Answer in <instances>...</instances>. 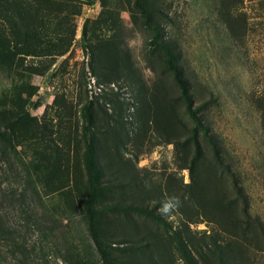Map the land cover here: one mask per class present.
Here are the masks:
<instances>
[{
  "label": "rangeland",
  "instance_id": "obj_1",
  "mask_svg": "<svg viewBox=\"0 0 264 264\" xmlns=\"http://www.w3.org/2000/svg\"><path fill=\"white\" fill-rule=\"evenodd\" d=\"M25 1L40 44H0V264H188L180 242L264 264V0ZM90 139L101 247L73 181Z\"/></svg>",
  "mask_w": 264,
  "mask_h": 264
},
{
  "label": "trees",
  "instance_id": "obj_2",
  "mask_svg": "<svg viewBox=\"0 0 264 264\" xmlns=\"http://www.w3.org/2000/svg\"><path fill=\"white\" fill-rule=\"evenodd\" d=\"M25 0H0V21L6 24L10 30L9 37L2 38L0 37V44H11L7 45V47L4 49L3 55L6 60H11L13 54L15 51H28L27 49L33 47L30 44L31 37L34 38V41L36 40L39 44L40 42L34 37L30 36L27 33V30L24 28L25 26V16H20L19 9H25L22 5H25ZM17 9H15L14 7ZM12 9V11H9ZM25 11V10H24ZM22 21V22H20ZM105 23V22H103ZM21 28L24 30L22 31ZM23 113L18 114L17 120H12L14 123H17V121L21 122ZM25 119H27V116H23ZM11 125L13 124L10 122ZM6 141L12 142L9 135L4 136ZM86 141V147L85 152L83 153V162H84V168H85V179L82 178V176H76L74 178V189L76 192L80 194V196L83 199V196H86L83 202V206L81 207V210L86 218L87 227L88 230L94 239L95 243L101 247L102 246V231L101 226L98 219V211L99 208V202L101 201V198L103 196L104 190L107 188L106 186H103L100 178V172L97 167V163L95 160V156L93 154L94 150V144L91 141ZM28 174V171L26 172V175ZM9 231L3 230L1 228V235L6 237V233ZM178 250L180 251V254L184 261L188 264H192V257L190 253L187 251L186 247L183 245L182 242H180ZM218 261L223 264V260L221 258L218 259Z\"/></svg>",
  "mask_w": 264,
  "mask_h": 264
},
{
  "label": "clouds",
  "instance_id": "obj_3",
  "mask_svg": "<svg viewBox=\"0 0 264 264\" xmlns=\"http://www.w3.org/2000/svg\"><path fill=\"white\" fill-rule=\"evenodd\" d=\"M178 206H179V199L176 197H171L162 204L159 211L161 215H167L171 210L175 209Z\"/></svg>",
  "mask_w": 264,
  "mask_h": 264
}]
</instances>
